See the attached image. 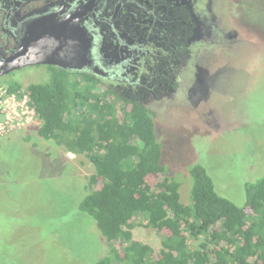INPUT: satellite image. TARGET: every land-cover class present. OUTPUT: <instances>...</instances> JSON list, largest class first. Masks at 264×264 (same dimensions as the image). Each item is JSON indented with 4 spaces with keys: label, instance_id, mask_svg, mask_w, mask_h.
Segmentation results:
<instances>
[{
    "label": "rangeland",
    "instance_id": "rangeland-1",
    "mask_svg": "<svg viewBox=\"0 0 264 264\" xmlns=\"http://www.w3.org/2000/svg\"><path fill=\"white\" fill-rule=\"evenodd\" d=\"M223 1L224 26L237 33L236 45L215 49L220 78L206 101L196 108H188V99L183 106L151 107L163 161L184 204L188 162L203 165L218 194L237 206L242 183L264 176V0ZM49 74L39 67L4 76L0 94L15 83L45 82ZM34 120L0 139V264H95L111 247L77 209L94 168L85 155L38 138ZM133 223L131 241L158 252L167 233L145 228L142 216Z\"/></svg>",
    "mask_w": 264,
    "mask_h": 264
},
{
    "label": "trees",
    "instance_id": "trees-1",
    "mask_svg": "<svg viewBox=\"0 0 264 264\" xmlns=\"http://www.w3.org/2000/svg\"><path fill=\"white\" fill-rule=\"evenodd\" d=\"M49 73L45 82L7 86L2 97L27 93L37 137L85 155L93 166L77 209L111 247L95 264H264V176L242 183L237 206L218 194L203 165L188 162L184 204L163 161L152 111L94 78L54 67ZM148 177L162 180L150 185ZM137 216L145 228L167 233L158 252L131 241Z\"/></svg>",
    "mask_w": 264,
    "mask_h": 264
},
{
    "label": "flooded vegetation",
    "instance_id": "flooded-vegetation-1",
    "mask_svg": "<svg viewBox=\"0 0 264 264\" xmlns=\"http://www.w3.org/2000/svg\"><path fill=\"white\" fill-rule=\"evenodd\" d=\"M225 6L223 0H0V67L23 40L45 31L67 39V50L73 51L69 61L62 55L46 60L77 67L30 65L0 79L54 67L94 78L102 89L152 112L154 106L186 104L184 99L196 108L220 78L215 49L236 45L237 33L224 26Z\"/></svg>",
    "mask_w": 264,
    "mask_h": 264
},
{
    "label": "water",
    "instance_id": "water-1",
    "mask_svg": "<svg viewBox=\"0 0 264 264\" xmlns=\"http://www.w3.org/2000/svg\"><path fill=\"white\" fill-rule=\"evenodd\" d=\"M34 32V31H33ZM35 33V32H34ZM45 34L42 36L41 34L33 35V38H31L29 35H27L28 40L22 42V47L20 50L14 54L13 57L8 58L5 61L1 62L0 67V76L7 74L11 71H14L16 69H20L25 66L30 65H42V64H49L58 66L65 69L70 68H77L76 66H72L68 62L64 61H48L46 60L47 57H53L57 55L67 56L65 59L67 61L71 60V56L73 54V51L71 53L67 50V39L62 40L60 37L55 36H47V31L44 32ZM67 43V44H66ZM71 43V42H70ZM62 45V52H59L58 54L53 51L56 47L59 45ZM79 48V47H78ZM82 49V47L80 48ZM18 63L17 66L12 63Z\"/></svg>",
    "mask_w": 264,
    "mask_h": 264
},
{
    "label": "built area",
    "instance_id": "built-area-1",
    "mask_svg": "<svg viewBox=\"0 0 264 264\" xmlns=\"http://www.w3.org/2000/svg\"><path fill=\"white\" fill-rule=\"evenodd\" d=\"M2 96L3 94H0V139L10 132L31 124L35 119V112L29 106L27 93L18 92Z\"/></svg>",
    "mask_w": 264,
    "mask_h": 264
}]
</instances>
